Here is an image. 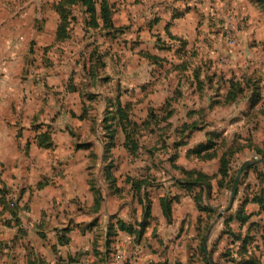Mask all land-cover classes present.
Returning a JSON list of instances; mask_svg holds the SVG:
<instances>
[{
    "label": "crops",
    "instance_id": "obj_1",
    "mask_svg": "<svg viewBox=\"0 0 264 264\" xmlns=\"http://www.w3.org/2000/svg\"><path fill=\"white\" fill-rule=\"evenodd\" d=\"M37 4L0 0V159L5 163L0 184V264H207L205 257L210 253L218 264H240L241 259L249 258L264 264V211L253 200L264 196V176H258L264 173V159L255 167L245 166L255 161L252 158L257 149L264 153V4L242 1L240 7L250 16L246 14V26L238 31L235 45L223 39L226 46L211 40L207 47L205 38L209 35L204 25L194 24L188 12L176 16V24L169 26L180 36L176 40L180 45L174 51L169 47L172 54L166 58L179 60L175 71L179 78L191 81L190 87L181 79L175 87L159 93L150 89V78H157L156 62L145 53L165 61L157 43L144 35L121 42L126 58L122 56L120 61L118 79L113 77L118 83L102 92L93 91L94 97H88L109 103L105 110L118 100L131 103L133 119L145 130L138 133L139 146L134 151L124 146L126 134L121 125L116 126L114 146L108 149L105 110L87 118L63 113L61 119L50 121L51 106L55 107L54 114L59 110L55 94L62 91L56 88L60 80L54 73L49 79L55 85L47 94L39 81L30 86L15 85L21 83L19 74L27 68L31 41L43 49L61 43L56 39V10H50L52 15L46 22L36 25ZM174 11L165 8L158 14L160 19H152L156 10H138L132 20L139 24L137 31L141 33L144 16L150 30L162 21L161 14L165 19L171 16V20ZM197 28L202 32H196ZM99 44L105 53L102 71L109 69V58H118ZM202 50L216 58L213 73L204 72L202 64L195 65L202 60ZM30 72L25 71L27 79ZM100 81L109 84L111 77L105 75ZM76 91L80 90L74 87L67 94ZM256 91L260 96L254 103ZM150 111L161 112L164 117L153 119ZM88 121V132L77 131L81 122ZM45 130L53 138L50 147L36 143L37 133ZM210 142L215 143L214 148L200 154L196 151L199 145ZM223 160L228 162L225 177L221 173ZM241 167V181L255 176L259 180L257 191L248 197L244 190H254L256 183L239 182L236 200L231 202L230 197L228 203L226 194L232 189V180H238L234 174ZM190 171L210 176L211 189L205 185L194 186L191 191L184 188L181 183L190 180L186 174ZM144 179L147 183H142L139 192L133 180ZM163 199L171 203V221L165 216ZM199 201L210 211L201 210ZM149 208L150 215L146 214ZM240 208L248 215L246 222L236 218ZM230 215H234L232 230L242 240L248 239L243 247L242 240L233 243V237L224 233ZM74 216L78 217L76 221ZM117 220L136 228L145 222L140 240L118 229L108 247L112 239L108 225ZM97 229L101 238L95 241ZM120 253L122 259H117Z\"/></svg>",
    "mask_w": 264,
    "mask_h": 264
},
{
    "label": "rangeland",
    "instance_id": "obj_2",
    "mask_svg": "<svg viewBox=\"0 0 264 264\" xmlns=\"http://www.w3.org/2000/svg\"><path fill=\"white\" fill-rule=\"evenodd\" d=\"M30 3L37 2V7L35 13L37 12L39 14L38 18H36V25H42L44 22L47 21V19L50 18L51 11L54 6L56 5L57 0H26ZM242 1L246 3V0H110V2L114 3L115 11L117 12L116 15V27H118L119 31L112 32L111 36H104L95 34L96 30L95 28H91L86 32L85 22H84V14L82 13V9L78 6L74 7V12L78 17V22L76 24H71L72 31H71V38L68 40H64L60 44H54L50 45L49 47H45L44 49L41 47H35L36 44L31 41L29 43V47L27 49L28 54L26 55L25 64L27 68H24V71H22L19 74L20 81L16 82L15 85H35V82L39 81V84L42 86H45V92L46 94L51 91V89L54 87L55 83H50V77L54 73L55 75L59 76L57 79L60 80L56 82L58 84L59 88H62V91L58 92V94H55L56 101V109L57 114H54L55 107L51 106V103H47L46 106H51L50 108V118L49 120H53L60 118L62 114H70L69 117H76V116H83V117H95L97 113H101V111L105 110V107L109 105V103L105 104L102 98H94L89 99L88 95L93 93V91H105V87H109L110 85L112 87H115L118 81L113 77H116L118 79V75L121 74L118 69L120 67V61H122V56H125L124 53H121L122 49V43H124L125 39L133 41V39H137L144 35L145 37H148L150 40H154L155 43H157L158 50H160V53L164 55L165 61L160 57V61H157L156 64V70H155V77L156 80L150 78V81L153 83L151 85L150 89L155 90L157 93H159L160 90H164L166 88L172 87L175 85H178V83L181 81V79H185L183 76L181 78L178 77V74L175 71L176 63H178L179 60H176L172 62L170 60H167V57H171V52H169L167 49L169 47H172L171 51H174L176 47L179 44L178 38H170V35L167 32V26L172 25L174 26L176 22H174V19L177 18L178 14H184L185 12H188L189 15H191L190 19L194 24H199V26L204 25L206 28V31L208 33V37L205 38L206 46L209 47V44H212L214 42L215 44L224 45L223 39L225 40V37L223 35V27L225 23H227L228 19L231 17V14H244L249 15V12H247L245 9L240 7L242 5ZM39 8V9H38ZM167 8H174L175 11L173 13V16L170 19L171 16L167 15V18L165 19V15L161 14V22L159 21L158 25H155L149 30V25L147 23V20L144 16V30L140 33L138 30L139 24H134L132 20V14L133 12L138 13V10H142V12H149L156 10L157 13L154 18L156 17L160 19V16H158L159 12H163V10ZM143 14V13H142ZM114 15V17H115ZM250 16V15H249ZM169 20V21H168ZM152 21V20H151ZM150 23V22H149ZM165 23H167L165 27ZM169 23V24H168ZM169 26V32L172 33V27L170 29ZM198 26V28H199ZM196 30L199 33H201V30ZM98 30V29H97ZM87 33V34H86ZM93 34L94 38H98V42L102 43L103 50H108L110 53L117 54V60H115V57L109 58L111 62L109 63V69L100 70L99 74L95 77L90 76V69L88 66V54L85 50V44L89 43L91 38L89 35ZM140 34V35H139ZM175 37H180L179 35H175L172 33ZM207 35V34H206ZM23 38V35L20 37ZM203 39V38H201ZM122 42V43H121ZM181 43V42H180ZM55 46V47H54ZM57 46V47H56ZM226 46V45H224ZM19 47V45L17 46ZM53 47V48H52ZM166 48V49H165ZM165 49L164 51H162ZM128 50V49H127ZM201 55L203 56L201 59V62H196L195 65L201 66L204 72L213 73L214 72V58L213 56H210L205 51H201ZM209 55V56H208ZM178 57V56H177ZM126 58V56H125ZM206 58V59H204ZM108 60V61H109ZM54 67L50 70V67ZM49 67V68H48ZM216 67V66H215ZM27 69V70H26ZM30 72L31 77L27 79L25 75V71ZM18 72H15L17 74ZM105 75H109L111 77V81L109 84L107 82L103 83L100 80L105 77ZM37 77V78H36ZM125 82H128V79H124ZM148 80L147 78L145 79ZM144 81V80H143ZM184 85L190 87L191 81H188L187 78L183 80ZM124 87H127L126 84H123ZM76 87L77 90H80L79 92L70 93L67 94V90H71L72 88ZM65 94V95H64ZM154 94V93H153ZM116 95V94H115ZM139 95V94H137ZM136 97L138 98V96ZM145 108L147 104L144 106ZM78 114H76L75 113ZM142 111H139V114H135L136 116H139L142 114ZM161 113V112H160ZM74 114V115H73ZM54 115V116H52ZM158 115H163L158 114ZM103 116V115H102ZM101 116V117H102ZM100 117V118H101ZM142 117V116H141ZM61 119V118H60ZM64 119V118H63ZM79 129L77 131H81V133L85 132V130H90L91 122L88 121L86 123L81 122ZM145 131L144 129L142 130ZM144 134V133H143ZM258 137V136H257ZM148 138V137H147ZM263 138V137H262ZM118 156V153H117ZM263 154L257 153L252 160H262ZM121 159V158H120ZM0 184L2 181V175L5 170V163L4 160L0 159ZM238 169H236V172ZM63 172L66 173V169H63ZM68 177V174H65L64 176ZM235 176L238 175V173L234 174ZM122 175V177H124ZM264 176V175H263ZM241 177V175H240ZM238 178V182H247L250 181L251 183H256V186L254 190H252V187L248 188L246 191V194H248V197H251V194H254L257 190V185L259 183V180L257 178L250 179L247 177V180L241 181V178ZM261 179V178H260ZM261 183H264V179H262ZM244 188V186H240ZM264 192V187H263ZM252 191V192H251ZM232 194V189H229L227 192L228 197V203H230V197ZM264 194V193H263ZM244 197V194H241ZM241 196V197H242ZM237 194H235L234 200H236ZM84 208V206H81ZM72 215L70 213L69 215H66V223L68 222V219ZM216 215V214H215ZM214 215V217H215ZM73 219L76 221L78 217L74 216ZM213 217V219H214ZM89 219V218H87ZM212 220V219H211ZM89 221V220H88ZM210 221V220H209ZM65 222V221H64ZM65 223V224H66ZM98 230V229H97ZM96 230V231H97ZM94 232L93 238L95 241L100 240L101 235L100 231ZM261 230L255 231L256 236L260 234ZM35 241L37 239L35 238ZM37 243V242H36ZM82 255V254H81ZM80 258H83L84 256H81ZM84 259V258H83ZM83 262V260H81ZM100 263L99 261H97Z\"/></svg>",
    "mask_w": 264,
    "mask_h": 264
},
{
    "label": "trees",
    "instance_id": "obj_3",
    "mask_svg": "<svg viewBox=\"0 0 264 264\" xmlns=\"http://www.w3.org/2000/svg\"><path fill=\"white\" fill-rule=\"evenodd\" d=\"M256 2L260 4H264V0H256ZM78 6L82 9V13L85 15L84 16V22H85V27L86 32L90 30L91 28H95L96 33L108 36L112 34L114 31H119L118 27L115 26L114 24V19H113V14L115 12V7L114 3L110 2V0H58L56 2V5L54 6V9L56 10L57 14L59 15V23L57 27V32H56V39L60 42H63L64 40H69L72 36L71 31H72V25L71 24H76L78 22V17L74 12V7ZM168 30V34L170 35V38H178L172 35V33L169 32V25L166 27ZM98 29V30H97ZM87 34V33H86ZM91 40L89 43H86L85 45V50L89 54V60H90V76H97L99 74V71L103 68H105L106 62H105V53L101 51L100 44L98 43V38H94L93 34L89 35ZM179 39V38H178ZM185 41H183L184 43ZM146 56L151 58L152 61L157 62L158 59H160L156 55H152L150 53H145ZM186 61H184L182 64L186 65ZM231 84L234 85V81H231ZM228 96H232V94H229ZM260 94L256 91L254 92L253 98H254V103L258 100V97ZM90 98H93L92 94H89ZM161 114L160 112H151L149 113V116L152 117L153 119H158V115ZM83 118V116H80ZM164 117V116H162ZM103 121L105 123V128L107 129L106 131V137L108 138V149L112 148L114 146V139H115V132H116V126L121 125L125 131L126 134V141L124 143V146L131 151H134L138 148L139 146V141L137 138L138 133L140 134L143 128L140 125V123L137 120L133 119V114H132V107L131 103H125L123 104L120 100L116 101V105L114 107H108L105 110V115L103 118ZM145 124V122L143 123ZM36 143L40 147H50L53 144V138L51 135V132L49 130L41 131L37 133L36 136ZM215 143L210 142L207 145H199L196 148V151L200 154L204 152L205 150H209L211 148H214ZM258 153H262L264 159V153L263 151L257 149ZM206 155L211 156V153H207ZM261 159L256 160L252 163L246 164V168H251L255 167L256 164L260 163ZM227 160H223L221 164V173L225 177L227 175ZM244 166V169H245ZM188 177H190V180L187 182L181 183L184 188L187 190L191 191L194 186H201L205 185L209 190L211 189V177L208 176L207 174L201 172V171H190L186 172ZM264 173L259 172L258 176H263ZM115 177V176H114ZM192 177V179H191ZM147 183V179L145 180H140L136 181L133 180V187L139 190L142 187V183ZM138 187H137V186ZM238 185L239 182L236 179L232 180V190L233 188H236L238 191ZM236 191V193H237ZM148 196V195H147ZM253 200L255 202H258L260 204L261 210L264 211V196H255L253 197ZM172 202V201H171ZM162 205L164 208V213L168 221H171L172 215H171V203L167 199L162 200ZM199 206L201 210H209V207L206 205H202L201 201H199ZM151 211L150 208L146 211V214L150 215ZM236 218L240 222H246L248 215L245 213L244 208H240L238 212L236 213ZM234 220V215H230L229 217L226 218L225 220V230L224 233L228 234L229 237H233V243H236L237 240H242L241 237L237 236V234L232 230L230 223ZM143 222L141 224V228H136L132 223L125 222L123 220H117L116 222H110L108 225V235L111 236L112 239H110L109 245L111 246V243L113 241V237L117 235L118 229L120 230H126L127 232L136 235L137 240L139 241L140 238L142 237V233L145 230ZM241 247L245 246L248 243V239L245 238L242 240ZM235 247V246H234ZM232 247L231 249H233ZM242 249H238L240 252ZM230 255L232 253L230 252ZM117 256V255H116ZM227 256V255H226ZM207 264H218L215 262L212 258V254L210 253L208 256L205 257ZM254 258H249V259H241L240 264H256Z\"/></svg>",
    "mask_w": 264,
    "mask_h": 264
},
{
    "label": "built area",
    "instance_id": "obj_4",
    "mask_svg": "<svg viewBox=\"0 0 264 264\" xmlns=\"http://www.w3.org/2000/svg\"><path fill=\"white\" fill-rule=\"evenodd\" d=\"M247 20L248 17L244 14H231L223 27V35L228 44L235 45L237 43V33L246 26ZM117 259H122V253L117 255Z\"/></svg>",
    "mask_w": 264,
    "mask_h": 264
},
{
    "label": "water",
    "instance_id": "obj_5",
    "mask_svg": "<svg viewBox=\"0 0 264 264\" xmlns=\"http://www.w3.org/2000/svg\"><path fill=\"white\" fill-rule=\"evenodd\" d=\"M242 169H243V167H241V169H240V171H239V173H238V175H237V178L240 177V174H241V172H242ZM236 191H237V189H236V188H233V190H232V194H231V202L234 201Z\"/></svg>",
    "mask_w": 264,
    "mask_h": 264
}]
</instances>
